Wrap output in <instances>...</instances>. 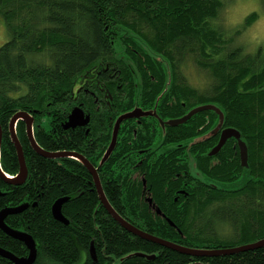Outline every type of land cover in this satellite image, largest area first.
Here are the masks:
<instances>
[{"label": "trees", "instance_id": "16d2710c", "mask_svg": "<svg viewBox=\"0 0 264 264\" xmlns=\"http://www.w3.org/2000/svg\"><path fill=\"white\" fill-rule=\"evenodd\" d=\"M223 5L224 0H0L8 36L0 46L2 172L14 176L19 169L8 132L18 111L36 120L34 140L44 151L82 146L83 134L63 133L54 110L66 104L73 83L109 64L117 68L121 87L103 73L94 90L105 95L106 104L100 101L96 112L91 104L90 110L93 162L114 211L148 235L193 249H227L264 238V53L231 44L258 15L250 13L227 35L217 20ZM187 57L207 73L205 88L182 77ZM167 93L172 107L164 102ZM200 106L210 107L177 126L162 129L153 116V122H142L147 114L176 120ZM134 110L120 122L113 151L99 166L115 121ZM226 127L241 133L245 167L234 138L207 155ZM24 130L19 121L15 132L27 176L21 184L0 177V211L25 206L3 220L35 241L32 264H264V246L199 257L133 235L100 204L82 163L35 153ZM149 153L157 155L146 159ZM190 156L198 173L188 168ZM60 198H67L61 204L67 224L51 214ZM0 248L18 258L29 253L1 229ZM0 264L13 263L0 255Z\"/></svg>", "mask_w": 264, "mask_h": 264}, {"label": "water", "instance_id": "95a60500", "mask_svg": "<svg viewBox=\"0 0 264 264\" xmlns=\"http://www.w3.org/2000/svg\"><path fill=\"white\" fill-rule=\"evenodd\" d=\"M207 108L210 106H200L198 109L191 110L188 112V115L177 118L176 120H168L165 124L167 125H172V126H177L179 123H182L188 119L190 115L193 114V112L198 111L199 109L202 108ZM137 111H139L137 109ZM135 110L130 113H125L119 116V118L115 121L114 126H113V132L111 136V142L109 146L106 148V152L102 156L101 159V164L104 162V160L107 159V157L110 155V153L113 151V146L115 145L116 142V134L118 131V126L120 122L124 118L128 117H133L135 115ZM83 117V112L80 107L74 108L71 113L68 115V120L64 124V128H68L69 126H77V125H82L86 124L89 121V118L87 116L84 117V120L82 121ZM222 118V114L220 115V120ZM18 120L25 121L26 127H25V132H26V137L28 142L30 143L31 148L35 151V153L40 154L41 156L45 158H58V157H67V158H73L77 160L78 162H82L85 167L87 168L88 172L92 175L93 179V184L95 186V191L96 194H98V200L101 205H103L104 209H106L107 213L113 217L115 221L118 222V224L122 227H124L127 231L132 233L135 236H140L141 238H144L148 241H152L156 243L159 246H164L170 250H174L179 252L180 254H186L189 256H199V257H216V256H227L230 254L238 253L239 251H247L249 249H256L260 248V246H264V238L260 239L259 241L255 243H249L248 245H241L238 247H228L226 248H216V249H198V248H190L186 246H180L174 242H169L164 239H160L156 236L153 235H148L144 231H142L139 228H136L135 226H132L128 221L126 222L117 212L114 211L111 205H109L105 194H103L102 186L98 178V174L95 170V168L80 154L76 152H46L44 151L37 142L34 140V133L32 131V117L31 115L26 112V111H18L16 112L13 117L9 120V129L8 132H10V140L11 143H13L15 147V151L17 154L18 158V165L19 169L18 172L15 174V177L8 176L7 174L3 173L0 167V177L8 182V183H13V184H21L25 181L26 179V174H27V167L25 165V160H24V154H22V146L21 143L18 141L17 133L15 132V126L18 122ZM1 127H0V140H1ZM234 138L236 140V144H238V149H239V155H240V165L245 167L247 163V146L246 144L242 141L241 139V133L235 128H223L222 131L220 132L219 139L217 143L215 144L214 147L208 152V156L212 157L213 155L217 154L223 147V144L225 143L226 140ZM1 145V144H0ZM67 198H60L59 200L55 201L52 204V209H51V214L52 217L55 218L59 222H63L65 224L68 223L66 218L63 217L61 213V204L66 201ZM25 206H20L17 207V209H10L6 208L5 210L0 211V229L4 231L6 235H9L13 239L20 240L24 243L27 251L29 252L26 257H16L9 251L7 252L6 250L0 248V255L5 257L7 260L9 259L13 264H32V262L35 260L36 257V243L31 237V235L27 234L26 232L23 231H15L4 223V218L6 217L7 214L9 213H16L17 211H21L24 209ZM170 223V222H169ZM171 224V223H170ZM152 257V256H151ZM151 257H149L151 259ZM148 258V257H147ZM195 264H201V263H195Z\"/></svg>", "mask_w": 264, "mask_h": 264}, {"label": "flooded vegetation", "instance_id": "af4514ba", "mask_svg": "<svg viewBox=\"0 0 264 264\" xmlns=\"http://www.w3.org/2000/svg\"><path fill=\"white\" fill-rule=\"evenodd\" d=\"M115 66L117 67V65H115ZM113 68L114 69L109 68V64H107L106 67H104V69H103L104 72H103V70H99V71L93 70V71L88 72L86 75H83L82 78H79L77 80V82H75L71 85L70 92L67 95L66 104L62 107L59 106L58 107L59 109L56 108V110H54L55 111V119H57V118L60 119L59 124L61 126V130H63V133L70 132V133L76 134V133L80 132L83 134V141L80 140V142H83V144L80 147L78 146V149H77V150H81V151H77V150L76 151L69 150V151L76 152L79 155L81 154L95 168L96 172H97L98 168L95 166V163L93 162V159H94L93 148H94V142L95 141H94V129H93V127H91L92 112L90 110V105L91 104L94 105V107H95L94 111L96 112V111H98V109L100 107L99 106L100 101L105 100V104H106L107 99H106L105 95L100 94V96H98V94L94 90V87L98 86L97 83H98L99 78L101 79V77L104 75L103 73H107V77L109 78V80L112 78L115 79L114 84H116V88L121 87L118 84L119 77L117 79V75H119V73L116 72L117 68H115V67H113ZM99 89H100V87H99ZM105 92H106V89H105ZM164 102H165V104H167L168 107H172L171 98H170L169 93L166 94V97L164 98ZM76 107H80L82 109V112H83V117H81L82 121L84 120L85 116H87L89 118V121L86 124H82V125L79 124L77 126H73V127L69 126L68 128H64V124L68 120L67 119L68 115ZM35 114H38V113H35ZM144 116H147L145 121H142V122H145L144 124L148 123L147 121L153 122L154 120L152 119V117H150V116H153L157 120L159 126H161L162 129L164 127L165 128L167 127V125L165 123L169 117H167L166 119H158L155 115H151V114H147ZM31 117H32V115H31ZM19 121H21V120H18V122ZM135 121L139 122L138 119H135ZM18 122H17V124H18ZM23 123L26 127L25 121ZM17 124H16V126H17ZM35 124H36V120H34V118L32 117V130L37 126V125L35 126ZM16 126H15V129H16ZM152 126L154 128V132H156L157 126L154 123ZM8 129H9V124H8ZM43 129H45L44 124H43ZM45 131H49V130H47V128H46ZM159 133L160 132L158 131L157 132L158 136H159ZM219 136H220V133H219ZM69 151H65V150L60 151L59 150V152H69ZM144 151L145 150H141V151H138V153L140 154V152H144ZM155 155H157V153H149V155L147 156L146 159L155 158ZM160 156L161 155H158L156 157V159L159 158ZM59 158H67V157H58L57 159H59ZM52 159H56V158H52ZM67 159H70V157ZM188 162H189V160H188ZM80 163H82V162H80ZM101 165L102 164H99V166H101ZM84 167H85V165H84ZM86 170H87V168H86ZM189 170H190V168H189ZM87 172H88V170H87ZM97 174H98V172H97ZM136 174H138V171H136ZM136 174H135V176H136ZM91 177H92V175H91ZM98 178H99V176H98ZM92 181H93V179H92ZM94 188H95V186H94Z\"/></svg>", "mask_w": 264, "mask_h": 264}, {"label": "rangeland", "instance_id": "374dc122", "mask_svg": "<svg viewBox=\"0 0 264 264\" xmlns=\"http://www.w3.org/2000/svg\"><path fill=\"white\" fill-rule=\"evenodd\" d=\"M252 12L257 13V18L243 32L241 31L231 44L236 46L246 45L247 49H245L250 52L261 47L264 53V0H224V5L219 11L220 15L217 20L224 24L225 32H229L226 33L228 35L232 30H238L242 26L244 18ZM7 40L8 36L5 33L4 24L0 21V46ZM156 56L160 57L157 53H154V57ZM161 60L165 59L161 58ZM164 64L169 71L166 61L163 62ZM181 70L182 77L192 87L203 89L207 86L209 81L207 73L196 66L192 59L187 57ZM188 166L190 172L198 173L194 157L190 156ZM200 175L204 176L203 174ZM204 179L205 182H210L209 179Z\"/></svg>", "mask_w": 264, "mask_h": 264}, {"label": "bare ground", "instance_id": "6f19581e", "mask_svg": "<svg viewBox=\"0 0 264 264\" xmlns=\"http://www.w3.org/2000/svg\"><path fill=\"white\" fill-rule=\"evenodd\" d=\"M8 176H10V175H8ZM11 177H15V175L14 176H11Z\"/></svg>", "mask_w": 264, "mask_h": 264}]
</instances>
